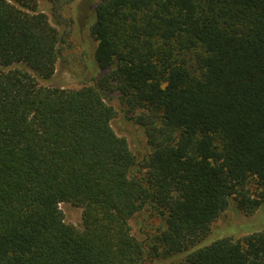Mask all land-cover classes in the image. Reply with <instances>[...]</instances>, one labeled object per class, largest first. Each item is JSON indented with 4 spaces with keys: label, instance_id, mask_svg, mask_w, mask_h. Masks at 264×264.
I'll return each instance as SVG.
<instances>
[{
    "label": "trees",
    "instance_id": "obj_1",
    "mask_svg": "<svg viewBox=\"0 0 264 264\" xmlns=\"http://www.w3.org/2000/svg\"><path fill=\"white\" fill-rule=\"evenodd\" d=\"M93 20L105 74L45 87L65 34L37 0H0V264H264V231L195 249L231 198L264 205V0H103ZM111 92L142 111L143 177ZM147 205L165 221L148 248L130 223Z\"/></svg>",
    "mask_w": 264,
    "mask_h": 264
},
{
    "label": "rangeland",
    "instance_id": "obj_2",
    "mask_svg": "<svg viewBox=\"0 0 264 264\" xmlns=\"http://www.w3.org/2000/svg\"><path fill=\"white\" fill-rule=\"evenodd\" d=\"M39 8L48 15L51 23L65 34L66 43L62 47L55 75L48 80L38 78L41 86L62 87L67 89H80L91 86L98 81L105 70L100 69L95 62V49L97 41L91 33L94 14L97 6L103 0H37ZM0 65V72L4 68ZM106 101L116 111L112 120L115 132L125 137L130 149L136 156L138 165L133 174L143 177L145 175L146 157L151 148L145 127L137 122V115L142 111L132 109L121 98L120 93L111 92ZM234 198L230 199L228 208L214 221L210 234L195 249L208 245L223 237L240 239L252 232L264 231V205L252 214H247L237 206ZM60 208L64 213L65 222L82 229V208L71 202H63ZM134 235L144 242L147 248L150 243L160 235L165 228V221L158 211L147 205L130 221ZM190 251L171 257H146V264H177L185 258Z\"/></svg>",
    "mask_w": 264,
    "mask_h": 264
}]
</instances>
